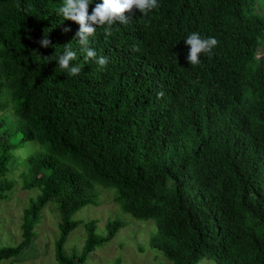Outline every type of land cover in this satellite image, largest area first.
<instances>
[{
  "label": "trees",
  "instance_id": "16d2710c",
  "mask_svg": "<svg viewBox=\"0 0 264 264\" xmlns=\"http://www.w3.org/2000/svg\"><path fill=\"white\" fill-rule=\"evenodd\" d=\"M158 2L126 12L111 36L97 27L89 47L108 57L101 68L85 60L79 24L57 14L63 0H0V200L15 165L21 188L36 190L0 260L30 244L51 203L56 261L85 264L124 223L108 220L98 236L95 220L71 217L107 189L121 211L153 222L149 246L171 264H264V0ZM194 31L219 42L195 67L184 42ZM66 47L77 76L59 67ZM81 222L84 244L68 255Z\"/></svg>",
  "mask_w": 264,
  "mask_h": 264
},
{
  "label": "rangeland",
  "instance_id": "374dc122",
  "mask_svg": "<svg viewBox=\"0 0 264 264\" xmlns=\"http://www.w3.org/2000/svg\"><path fill=\"white\" fill-rule=\"evenodd\" d=\"M23 167V164L15 165L14 171L11 172L16 178L15 184L7 191V197L0 200V247L14 245L21 240L22 210L28 204L29 197L36 194V190L23 189L19 184L17 173ZM99 193L98 205H86L77 210L71 218L83 222L95 220V232L98 236L107 234L105 224L108 220L119 219L124 225L119 227L109 240L96 246L89 253L85 264H171L160 252L149 246L152 230L156 232L151 220H137L121 211L113 199L112 191L101 189ZM58 221L59 211L48 203L42 208L30 244L17 258L0 260V264H59L55 259L54 243L60 233ZM83 222L66 237L63 249L68 255L81 250L84 244ZM199 264L213 263L204 259Z\"/></svg>",
  "mask_w": 264,
  "mask_h": 264
},
{
  "label": "clouds",
  "instance_id": "9594fccd",
  "mask_svg": "<svg viewBox=\"0 0 264 264\" xmlns=\"http://www.w3.org/2000/svg\"><path fill=\"white\" fill-rule=\"evenodd\" d=\"M92 0H63V4L58 7L57 14L62 15L64 19L72 20L79 24V31L76 36L79 37V45L81 51L86 53L85 60L92 59L101 67H105L108 63L107 56L97 58L96 51L89 47V37L96 34L97 27H103L105 35L111 36L113 32L112 26L119 22L127 24L129 17L126 12L138 9L143 15L160 7L158 0H102L97 3L89 14L88 7ZM67 31V29H65ZM184 42L189 46L187 60L192 66L200 64V56L202 54H213V49L218 45L215 37L204 38L198 32L190 33ZM43 46H48L49 41L44 39L40 41ZM77 58L75 51L71 48H65L62 55L57 59L59 67L66 69L72 76H77L81 72V66H73L71 62ZM158 99L165 96V92L161 89L156 93Z\"/></svg>",
  "mask_w": 264,
  "mask_h": 264
}]
</instances>
